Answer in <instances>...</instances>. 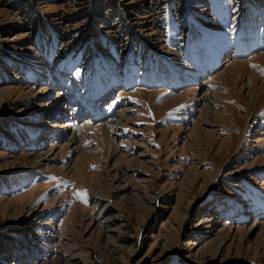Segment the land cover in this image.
<instances>
[{
	"label": "rangeland",
	"instance_id": "obj_1",
	"mask_svg": "<svg viewBox=\"0 0 264 264\" xmlns=\"http://www.w3.org/2000/svg\"><path fill=\"white\" fill-rule=\"evenodd\" d=\"M18 1L0 0V264H264V0H114L140 54L122 69L33 42L127 21Z\"/></svg>",
	"mask_w": 264,
	"mask_h": 264
},
{
	"label": "trees",
	"instance_id": "obj_2",
	"mask_svg": "<svg viewBox=\"0 0 264 264\" xmlns=\"http://www.w3.org/2000/svg\"><path fill=\"white\" fill-rule=\"evenodd\" d=\"M40 0H21L18 1L16 4L21 8L25 9H31L32 6L37 5V2ZM88 1V5H90V0ZM93 2H97L96 8H97V13H95V10L91 9L90 6L89 8H85L84 13L85 17L87 18V21H89V26L91 27L92 30H94L96 27L100 28L102 31L106 30H111L114 33L115 27L114 23L118 22L117 20L114 21L113 14L118 17L119 21L121 19L127 21V24L123 25V32L118 37L114 36H101L98 38V35L96 34L95 31H91L92 33L94 32L95 35L92 36L91 42L88 41L89 38H86L87 36H80L78 41H75L74 39L71 38L70 34L67 32H54L51 31L50 35L45 32L47 29V26L43 23L39 27V30L36 32L37 33V38L36 41L33 42L34 47H37L43 56H46L49 61H54L57 64H67V63H74L77 58L79 60L82 58L88 62L87 58L91 57V63L95 60L98 61L96 62L95 65H98V69L100 66H102L104 63H107L111 65L112 68H117V69H122L123 66H125V63H129L130 61H138L140 59L139 53L133 49V50H123L124 47V41L125 38L128 37H133L134 31L132 30V27H130V20L132 19V16L125 11L126 9L122 8L124 12H120L121 9L118 8V3L115 2L114 0H96ZM252 2V0L250 1ZM255 4V3H253ZM34 8V7H33ZM110 11H115L111 15H108V12ZM94 11V13H92ZM104 15V13H106ZM108 16V17H107ZM44 25V26H43ZM42 26V27H41ZM101 26H107L105 29L102 28ZM37 25L34 26L32 30H36ZM55 30V28H53ZM97 36V37H96ZM85 37V38H82ZM93 40H97L96 42L99 43L100 45H103L104 47L109 48L108 50V55L106 56L102 55L105 54L103 52L97 51L95 49V45L93 44ZM95 42V41H94ZM66 44V45H65ZM142 44V43H141ZM143 45V44H142ZM78 46V48L75 50V48ZM143 53H146L144 50L142 51ZM4 55V54H3ZM2 56V54H1ZM92 56H94L92 58ZM150 57V56H148ZM86 58V59H85ZM95 58V59H94ZM103 59L107 62H101L100 60ZM132 62L131 64H133ZM134 63V64H135ZM136 66V64L134 65ZM93 74L96 78H102L105 79L106 77H100L102 74H99V71L93 70ZM2 73L0 72V79H2ZM2 84V82H0ZM4 133L5 130L3 131ZM1 139V136H0ZM8 246V245H7Z\"/></svg>",
	"mask_w": 264,
	"mask_h": 264
},
{
	"label": "bare ground",
	"instance_id": "obj_3",
	"mask_svg": "<svg viewBox=\"0 0 264 264\" xmlns=\"http://www.w3.org/2000/svg\"><path fill=\"white\" fill-rule=\"evenodd\" d=\"M226 63V62H225ZM232 67V68H231ZM237 67V65L236 66H230L229 68H227V70L228 71H232L231 69H235ZM233 74V73H232ZM248 98L251 100V101H253V98H252V96H248ZM261 98V97H260ZM176 102H177V100H174L173 101V103L174 104H176ZM66 122H60V121H56V122H53L52 123V126H51V129H55V130H65L66 128H67V126H66V124H65ZM94 123V122H93ZM70 128V127H69ZM84 133V132H83ZM44 139H47V138H44ZM43 139V140H44Z\"/></svg>",
	"mask_w": 264,
	"mask_h": 264
},
{
	"label": "snow or ice",
	"instance_id": "obj_4",
	"mask_svg": "<svg viewBox=\"0 0 264 264\" xmlns=\"http://www.w3.org/2000/svg\"><path fill=\"white\" fill-rule=\"evenodd\" d=\"M251 67L255 68V67H258V66L251 65ZM261 74L264 75V70H261ZM77 75H79V73H77ZM141 115H143V113H141ZM53 179H55V178H53ZM76 196H77L78 199L81 200V202L87 203V192H86V190L82 191V192H77Z\"/></svg>",
	"mask_w": 264,
	"mask_h": 264
}]
</instances>
